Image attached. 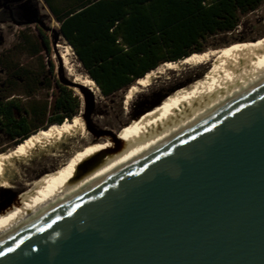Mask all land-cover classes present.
<instances>
[{
    "label": "water",
    "instance_id": "obj_1",
    "mask_svg": "<svg viewBox=\"0 0 264 264\" xmlns=\"http://www.w3.org/2000/svg\"><path fill=\"white\" fill-rule=\"evenodd\" d=\"M24 19L49 30L36 10ZM0 253V264H264V82Z\"/></svg>",
    "mask_w": 264,
    "mask_h": 264
},
{
    "label": "bare ground",
    "instance_id": "obj_2",
    "mask_svg": "<svg viewBox=\"0 0 264 264\" xmlns=\"http://www.w3.org/2000/svg\"><path fill=\"white\" fill-rule=\"evenodd\" d=\"M56 49L62 67L72 78L73 89L82 86L96 96L99 89L95 82L77 73L71 46L58 43ZM210 63L202 77L174 89L118 138L106 129L91 134L88 122L77 114L61 124L39 129L18 146L0 153V188L11 189L16 183L40 186L32 199L0 216V244L126 170L264 82V50L240 52L218 48L163 63L147 72L126 91L124 104L127 106L135 95L152 86L155 79L165 78L169 70L181 71L187 66ZM142 113L144 111L136 117ZM33 160L42 166L38 171L41 180L28 183L29 180L23 179L24 167L31 168L29 163ZM51 172L53 175H43Z\"/></svg>",
    "mask_w": 264,
    "mask_h": 264
},
{
    "label": "trees",
    "instance_id": "obj_3",
    "mask_svg": "<svg viewBox=\"0 0 264 264\" xmlns=\"http://www.w3.org/2000/svg\"><path fill=\"white\" fill-rule=\"evenodd\" d=\"M43 1L59 23V33L104 96L128 90L163 63L204 52L208 39L235 31L241 16L264 5V0H80L59 15L48 0ZM38 32L49 52L47 35L41 28ZM36 91L25 95L31 97ZM59 91L50 105L41 107L34 100L21 104L0 97V132L15 140L12 147L39 129L77 114L76 96L64 87Z\"/></svg>",
    "mask_w": 264,
    "mask_h": 264
},
{
    "label": "rangeland",
    "instance_id": "obj_4",
    "mask_svg": "<svg viewBox=\"0 0 264 264\" xmlns=\"http://www.w3.org/2000/svg\"><path fill=\"white\" fill-rule=\"evenodd\" d=\"M32 10H36L38 17L49 29H42L49 40V52L43 47L38 32L39 27L33 24H21L25 20V15H28ZM52 30L57 31L60 35L59 25L43 7L41 0H0V97L8 96L6 100H17L21 104L34 100L41 107L44 103L50 105L60 93L59 87H64L78 99L77 114L82 115L88 122L89 128H87L91 134L106 129L111 130V134L118 138L124 134V131L132 127L143 114L150 111L152 105L159 103L174 89L185 86L201 75L203 76L211 65L210 63L197 67L187 66L181 71L169 70L167 71L168 76L155 79L152 86L135 95L132 101L125 106L124 99L127 89L109 96H104L99 88L96 96L93 93L88 95L78 88L77 90L73 89L70 85L72 78L68 76L67 71L62 67V61L60 58L58 61L52 50L54 42L55 46L58 43H67L62 37L56 40ZM22 34L27 36V40L23 38ZM204 46V51L218 48H232L233 51L240 52H250L254 49L263 51L264 5L241 16L235 31L214 36L208 39ZM36 50L39 52L35 53ZM71 52L77 73L90 78L74 51ZM50 63L53 66L52 70ZM25 81L28 83L25 84ZM48 84L49 89H47ZM35 89L37 91L31 97L25 95L28 91ZM141 111L144 113L136 117ZM50 115L47 113L46 118ZM14 141H9L0 132V150L10 149ZM35 162L33 160L29 163L31 168L24 167L23 179L29 180L28 183L41 180V173L38 171L42 166ZM55 172L53 171V173ZM51 174L52 172L43 175ZM39 187L38 185L29 187L16 183L11 189L0 188V216L32 199Z\"/></svg>",
    "mask_w": 264,
    "mask_h": 264
},
{
    "label": "crops",
    "instance_id": "obj_5",
    "mask_svg": "<svg viewBox=\"0 0 264 264\" xmlns=\"http://www.w3.org/2000/svg\"><path fill=\"white\" fill-rule=\"evenodd\" d=\"M42 4L43 7L48 11L51 17L54 19L53 15L49 11L47 5L44 3L43 0ZM80 0H48L50 6L55 10L56 13L59 15L67 8L75 6ZM55 20V19H54ZM56 22V21H55ZM57 23V22H56ZM59 25V23H57ZM68 44V43H67ZM69 45V44H68ZM72 48V47H71Z\"/></svg>",
    "mask_w": 264,
    "mask_h": 264
},
{
    "label": "snow or ice",
    "instance_id": "obj_6",
    "mask_svg": "<svg viewBox=\"0 0 264 264\" xmlns=\"http://www.w3.org/2000/svg\"><path fill=\"white\" fill-rule=\"evenodd\" d=\"M0 255H2V253H0Z\"/></svg>",
    "mask_w": 264,
    "mask_h": 264
}]
</instances>
